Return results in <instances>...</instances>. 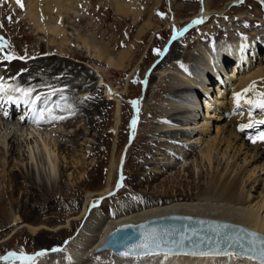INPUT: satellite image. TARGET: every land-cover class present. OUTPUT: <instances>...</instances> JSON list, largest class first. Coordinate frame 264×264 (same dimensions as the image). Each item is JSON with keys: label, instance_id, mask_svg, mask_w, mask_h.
<instances>
[{"label": "rangeland", "instance_id": "1", "mask_svg": "<svg viewBox=\"0 0 264 264\" xmlns=\"http://www.w3.org/2000/svg\"><path fill=\"white\" fill-rule=\"evenodd\" d=\"M15 1L4 0L0 4V24L3 25L0 27V36L10 42L12 51L18 57H25V59L0 60V73L4 74L3 78L12 84L28 87L30 84H23L20 80L21 76H35V78H39V81L32 83L31 86H35L37 93L40 94L49 91L46 86L50 84L43 82L45 78L51 76L53 80L54 77L62 78L64 81L62 85H64L56 88L67 86L66 95H69L71 99L74 101L84 100L85 97L77 98L83 94H87L86 97L89 96L92 99L85 100L83 104L76 103L74 115L71 116L67 112L64 115L67 117V124L63 123L64 128L67 129V132L72 130L70 131L71 135L66 133L65 138L69 137L67 140H73L72 135L75 132L80 135L74 137L76 147L69 146L67 148L70 150H60L59 162L62 173L57 176L58 181L55 179L52 187L49 188L51 192L49 194L50 201H47L49 208L38 207L36 200L28 197L20 198L14 203L17 212L23 216L27 224L43 225L47 229L33 235L28 228L14 231L13 227H9L8 224H0V257L6 256L9 252H24L32 255L54 246H63L66 241L76 237L82 224L76 221L70 228L64 229L65 223L69 216H76L80 210V208L74 209L79 198L85 196L88 191L98 193L104 186L105 176L111 164L117 106H122L119 110L123 121H120V132L117 133V137L119 136L118 165L114 172L113 194L105 198H94L92 203L95 204V207L91 209L92 213L98 210L107 217L118 216L121 211L117 210V206L119 202L123 201L134 204L137 202L135 207L143 208L144 206L151 207L153 203L160 205L173 200H187L186 198L189 197L202 198L209 195L207 198H213L214 193L210 196L209 192L206 193V188L215 184L216 177L212 180L214 175L216 176L218 173L226 175L231 171L232 163L235 161L238 165L243 164L244 156H240L239 160L237 157L236 160L234 152L232 154L230 151H226L224 156L223 152L226 147H223L224 151L222 150L223 152L220 154L219 151L212 153V156L214 157L216 154V157H214V164L209 165L202 157L204 144L202 145L201 137L202 140L213 138L218 131L217 128H222L226 124L222 121L223 118L227 122L236 117L238 113H244V106L230 109V106L227 105L231 112L226 113V109L215 112L216 115L211 119L210 136L203 134L198 129L195 133L190 132L193 143L186 147L181 145L187 139V137L181 136L182 129L187 127L185 123L194 124L196 117L199 122L200 115L204 116L202 109V112L196 117L195 114L188 116V113L175 116V120L172 118L168 120L167 117L171 113L169 104L173 103L171 106H174V104L181 105L180 103H182L184 106L183 103L187 99L194 102L195 93L193 92L181 91L175 94L171 91L172 88H183L187 85L178 80L179 76L176 72L187 73L199 83L209 74L211 68L207 69L209 65L204 58L202 48L215 49L216 53L222 43L239 39L237 41L246 46L244 61H250L245 66L244 74L249 70L251 64L255 66L256 63H259L258 61L264 59V0H240L231 5L225 15L208 16L203 24H194L193 20L194 15L196 16L206 2L211 10L219 11L232 0H136L134 3L136 6L133 5L132 9L137 14L128 19L115 15L111 0H81L76 8L82 17L77 18V21L74 20L76 24L74 28L82 30L80 33L83 37L87 34L86 37L90 35V37L93 36L96 40L105 43L115 54L126 52L129 60H126V65L122 70H116L104 62H96L87 54H83V49L78 48L77 36L72 33L73 38L69 36V39L73 40L71 44H61V39L50 43V38L45 34H38L34 29L35 26L28 19L29 0H23L24 8H20ZM121 1L132 2V0ZM204 1L205 3H203ZM53 13L51 16L47 14V17L57 15L56 11ZM160 13H163V16ZM9 16L12 17L11 21L8 20ZM245 16L248 18H242ZM147 21L151 22L150 28L145 26ZM66 25L68 26V24ZM180 30H184L183 36L174 40L173 36ZM139 32L142 33L139 34ZM74 34H77V31H74ZM256 43L263 46L257 52L251 49ZM60 46L64 50L62 53ZM157 49L161 50L163 55H158ZM99 67L100 75L103 76L101 78L104 79L105 84L97 85L94 89L95 81L99 78V74H97ZM55 70L57 71L55 72ZM230 70L231 68H229ZM219 74L222 75L224 82L218 78L215 83H220L223 86L225 84L228 91H233L234 87H238L237 76L231 87L225 74L222 71ZM12 77H16V79L10 80ZM92 78L95 80L93 85L90 83ZM113 89L118 91V98L114 96L107 101L105 95L109 90L114 94ZM161 89L164 91H160ZM191 89L196 91L194 88ZM255 91L259 90L255 89ZM196 93L199 99L201 96L208 99L202 90L196 91ZM222 94L224 95V93ZM211 95L214 97L213 101L216 100V94L212 93ZM229 97L230 94L227 98ZM133 100L139 101L138 110L131 103ZM1 110L6 111L2 107ZM206 110L207 108L205 112ZM153 112L157 115H152ZM211 115L213 116V114L209 116ZM263 115L257 109L253 111L251 118L262 119ZM161 116L162 118H160ZM133 119L137 120L135 129L131 126ZM188 119H191L190 122H186V120L189 121ZM203 121L205 120L202 118L197 127H201ZM169 126L177 129L174 136L164 137L157 133L158 130H164ZM259 127L239 132L241 142L256 137L257 132H261ZM179 128L181 131L178 130ZM42 131L45 132L44 128ZM184 132L186 133V131ZM0 141L1 148L4 141L2 137ZM191 145L194 147L192 148ZM184 148V151L188 152V149L192 151H189L191 154L188 152L186 156H190V160L186 159L187 161L184 160L183 163L181 159L184 158L182 157L184 152L179 151ZM21 157L17 160L18 164L17 168L13 169L14 172L20 170L21 173V168L24 169V165H26L25 156ZM76 161H79L77 167L74 166ZM0 163V181L7 182L9 177L6 171L9 168L7 166L6 170H3L1 157ZM255 166L254 164L248 167L249 171L245 172V176L243 175L242 178L247 193L246 203L252 200L253 202L259 201L264 190V174L262 172L257 170L254 177H249ZM69 174L72 176L71 178H69ZM121 176H123V187L118 188ZM258 176L260 178L256 181L254 178ZM64 195L66 202L63 200ZM9 213L8 209L1 211L0 219H5ZM58 227H63V229L58 232L52 231ZM69 257H71L70 253H66L61 260L54 261V263L69 264ZM82 262L88 264V258H84ZM0 264H12V262L0 260ZM16 264L19 262L17 261ZM49 264L51 263L49 262Z\"/></svg>", "mask_w": 264, "mask_h": 264}, {"label": "bare ground", "instance_id": "2", "mask_svg": "<svg viewBox=\"0 0 264 264\" xmlns=\"http://www.w3.org/2000/svg\"><path fill=\"white\" fill-rule=\"evenodd\" d=\"M239 1L240 0L229 1L219 11L211 10L209 8L208 3L206 2V4H204L202 8L198 11L196 16L194 15L193 21L197 19H203V21H205L206 17L208 16L212 17L215 15L218 16L225 15L228 12L231 5L238 3ZM80 2L81 0H29V6H28L29 9L27 14L28 19L33 23L32 25L35 26L34 29L35 31L38 32V34H45L50 38L49 41L50 43L56 42V39H61V44H65V45L71 44L73 40L69 39V36H71L72 33V35L77 36V38L76 37L75 38L77 42H79L78 48L83 49L82 50L84 51L83 54H87L88 57L92 58L94 61L96 60V62H104V64L106 63L107 65H109L110 67L116 70L117 69L122 70L126 65V60L128 59V54L126 52L115 54L108 45L96 40L95 37L93 36L90 37V35H88L89 37H86L87 34L85 37L81 36L80 31L82 32V30L78 28L79 26L77 27L78 29L74 28L76 27L74 20H76L77 18L80 19V17H82V15L79 14L80 12H78V8H76L78 6V3ZM110 2L114 8L113 11L115 15L119 17L128 19L129 17H132L133 15L137 14L136 11H133L132 9V6L134 5V3H136V0H134V2L133 0L132 2L111 0ZM203 3H205V1ZM54 11L57 12V15L55 17H50L51 15L54 14L53 13ZM47 14L50 15L49 18L47 17L48 16ZM242 18H248V17L245 16ZM40 19L43 20V22H41ZM66 24H68V26ZM145 26L146 28H150L151 22L147 21ZM72 27L74 28V30ZM146 28L144 29L146 30ZM74 31H77V34H74ZM141 33L142 32H139V34ZM237 40L234 41L233 39L232 41L222 43V46H219L220 49L216 53L214 51L215 49L213 50V49L202 48V52L205 56L204 58H206L209 65L207 69L211 68V70H209V74L205 77V79L202 82L199 83L191 75H188L187 73L184 72H179L177 70L178 72L176 73L179 76V78L177 77L178 80L185 82L187 85L185 87L183 86V88L173 86L175 87L172 88L171 90L173 93L176 94L181 91L183 92L186 91L188 93H191L194 92L191 88H194L196 91L202 90L203 94L208 96V99L211 98L210 100H208L201 96L199 99L198 94L195 91V96L193 97L194 102H190L187 99L185 103H183L185 104L184 106L182 105V103H180L181 105L174 104V106H171L173 105V103L169 104L171 107V113L168 114L167 117L168 120H171V118L175 120L174 119L175 116L186 113L189 114L188 116H192L195 114V117L197 116V114H200L202 111L204 114L203 117L200 115L201 118L199 119L200 121L202 118L203 120H205L203 121V125L201 127H197L198 125H200V121L197 122L198 120L196 119L197 117L196 118L193 117L195 118L194 124L185 123L187 127L182 129L183 131L181 132V136L187 137V139L185 140V143L182 144L180 143L181 145H183V147H186L187 145L193 143V141L191 142L192 138L190 132L195 133L197 129L201 130L200 132H203V134H206L207 136L209 134L210 136L211 124H212L211 119L214 118V116L216 115L215 112H219V110L226 109L225 112L227 113V112H231L229 111V108L230 109L234 107L237 108L235 102L236 93L242 92L243 89L248 88L250 85L253 84V82L256 83L255 89L259 91L260 90L264 91V59L258 61L259 63H256L255 66L251 64L249 70L244 74L243 72L245 66L247 63L249 64L250 61L249 62L244 61L243 57L245 56L244 51L246 49V46L244 43H241L240 41ZM62 46L64 47V45ZM62 46L59 47L61 48V53L62 51H64L62 49ZM251 46L253 47V45ZM261 47L263 46L262 45L260 46L259 44L256 43L254 44V47L251 49H253V51L256 50L257 52V50L260 51ZM229 68H231L230 71ZM240 69L243 71H241ZM56 71L57 70H55V72ZM221 71L225 74V77L231 84L230 85L231 87L233 86V82L235 80V77L237 76L236 79L239 81L238 87L236 88L234 87L233 91L231 90L228 91L227 90L228 87L225 86V84L224 87L223 85H220V83L218 84L215 83L216 79L218 80V78L220 81L222 80L221 82H224L222 75L219 74ZM100 72L101 69L99 67L97 68V74L100 75ZM3 75L4 74L0 73V77L3 78ZM99 75H98L99 78H97L96 81L94 80V78L91 79L90 83L92 85L94 81L96 82V84L94 85V89H96L97 85L105 84L104 79H102L103 76L102 75L99 76ZM51 77H47L44 79V81L43 80L42 81L50 85L54 83L52 85V87L54 88L64 85V84L62 85V83H64V81H62V78L54 77L53 80V78ZM20 80L22 81L23 84H30L31 86L32 83L38 82L39 78L37 77L35 78V76H30V75L27 76L22 75ZM14 85L17 84L14 83ZM188 85H190V87H187ZM223 87L225 89L224 92L222 90ZM113 91L115 92V93L113 92L114 94H112V92L107 91V94L105 95L107 101L110 100L111 98H114V96L115 98L116 97L118 98L119 95L118 91H116L115 89H113ZM160 91H164V90L161 89ZM212 93H214V95L216 94L215 96L216 100L214 101H213L214 97L213 95H211ZM222 93H224V95ZM228 93L230 94L229 98H227V96L229 95ZM254 94L255 92H250L247 94V97L255 98ZM13 95L19 97L18 93ZM86 96L87 94H83L82 96L79 95L77 98H83ZM70 100L73 99L70 98ZM0 103H1L0 104V121H1L0 134H2L1 137L4 140L3 146L1 145L2 149L0 148V157L3 160L2 163L3 170L5 171L6 167L8 166L9 168L8 171L9 170L11 171V172L6 171L9 177L7 182L0 181V212L5 209H8L10 211V213L5 219H0V224H4V225L8 224L9 227H13L14 231H17L21 228H28L33 235H36L39 234L42 230H45L47 228L43 225L34 226L27 224L23 219V216L17 212L14 203L18 201V199L20 198L23 199L25 197H28L30 199L31 198L34 199V201L36 200L38 207L49 208L47 203V201H50L49 194L51 192L49 188L52 187L53 182L55 181L56 178H58L57 176L58 175L60 176V173H62L61 165L59 162L60 160L59 155L61 154L60 150H66L68 149L67 147L69 146H71L72 148L76 147V140L74 137H79L80 134L78 132H75V134L73 133L74 134L72 135L73 140L72 139L67 140L69 137L67 139L65 138V136H67L66 133L70 134V131H72L70 130L67 132V129L64 128L65 126L63 123L66 122V119H64L65 121L60 120V121H53L50 123H40V124L33 123L31 105L25 104L22 98H20L18 102H9L6 97H1ZM227 105L230 107L227 108ZM207 106H209L210 108H208ZM243 106L245 110L244 113H240V114L238 113L236 117L229 119V121L227 122L225 118H223L222 121L225 122L226 124L222 128L220 127L217 128L218 131L213 138L202 140L201 137L202 145L203 144L205 145V146L203 145L202 157L204 161L206 160L209 163V165H211L215 161L214 157H216L215 156L216 154L213 157L212 153L219 151L220 154L221 152L224 151L223 147H226L225 151L223 152L224 156L228 151H230L232 154L234 152V156L236 157V160L237 157L239 160L240 156H244L242 165H238L237 161H235L234 163H232L231 171L230 172L228 171L229 173H227L226 175H221L220 173H218L216 176L214 175L212 180H214V178L216 177L215 184L210 185L208 186V188H206V193L209 192L210 196L211 194L214 193V195L212 196L213 198H207L209 195L207 197H202V198L201 197L190 198L188 196L189 198H186L187 200H173L167 203L166 202L162 203L160 205L153 203L151 207L144 206L143 208L135 207V204L137 202L134 204L133 202L129 203L123 201V202H119L117 206V210L119 212L121 211V214L118 215L117 213L118 216L107 217L104 214L100 213L98 210L92 213L91 209L93 208L92 202L94 198H99V197L105 198L109 196L110 193H113L114 177H115L114 172L116 171L118 165L117 144H118L119 136L117 137V133L120 129V124H121L120 121L122 120L119 110L122 106L121 107L117 106L118 110L116 109L117 112L114 121L116 131H115L114 144L112 146V157L110 158L111 164H110V169L107 175L105 176L103 188L100 191H98V193H93L92 191H88L85 196L79 198L80 200L77 201L76 204L74 203L75 204L74 209L80 208V210H78L76 216L73 217L69 216V218H67L64 229L70 228L72 224L76 221L81 223L82 228L78 230L79 233L76 235V237L69 241H66V243L63 246L62 245L54 246L46 250V255L42 257H38L35 264L38 263L46 264L47 262H48L47 264H49V262L51 264H55L54 261L58 262L64 257L66 253H70L71 256L69 264H83L82 260H84V258H88L89 261L88 264H258L256 261L251 260L249 258H238L237 256H227L220 258H215V257L193 258L187 256L170 257L166 255H159V256H148V257L119 258V257H115L109 251H105L102 253L97 252V249L100 246H102V244L107 239L108 235L111 232L115 231L118 227H121L122 225L128 223L137 224L151 218L164 217L170 214H185V215L201 216L216 220L228 221L264 233V190L262 192V196L260 197L261 199L259 201L253 202L252 200L251 202L246 203V198H247L246 196L247 193L245 191L246 187H244L242 180L244 173L249 171L248 167H251L254 164L256 166L254 170L251 171L252 175H250L249 177H254L256 175L257 170H259V172H262V174H264V142L257 141L254 143L252 142V140L249 139H245V141L241 142V138L239 134V132L241 131L239 130V125L247 124L250 120V117L248 115L249 106L243 105L242 102V107ZM1 107L3 109L5 108L6 111H2ZM206 108L207 110L205 112ZM60 114L66 115L67 113L64 112ZM210 114H213V116L212 115L209 116ZM152 115H157V113L153 112ZM160 118H162V116ZM262 119H264V117H262ZM188 120L189 121L186 120V122H190L191 119ZM219 120H221L220 117ZM65 124H67V122ZM259 126H260L259 127L260 131H264V125H259ZM43 128L45 132L42 131ZM251 129H246V130L249 131ZM175 130L177 129H174L173 127L169 126L164 128V130L161 129L158 130L157 133L164 137L165 136L171 137L175 135L174 134V132H176ZM178 130L181 131L180 128ZM184 131H186V133ZM258 133L259 132H257V135ZM52 138L54 139L52 140ZM184 150L185 148L182 151H179L181 153L184 152L182 154L183 155L182 157H184L185 159L182 158L181 159L182 162L186 159L187 160L189 159L190 156L186 157L187 153L189 151H192L191 149H188V152L187 150L186 151ZM189 154L191 153L189 152ZM21 156H25L26 165H24V169L23 167L21 168V173L19 172L20 170L18 171L20 173L19 174L16 171L14 172L13 169L17 168L16 167L18 164L17 160L20 159ZM193 160L195 161V159ZM76 162L74 163L75 167L79 165V161ZM19 165L21 166L23 164H19ZM71 177L72 176L69 174V178ZM259 178L260 176L255 177L254 179L258 181ZM70 194L72 195L71 192ZM191 195L193 194L191 193ZM63 200L66 202L65 195ZM55 201L56 200H54V202ZM64 205L66 204L64 203ZM62 229L63 227H58L56 228V230L52 229V231L58 232ZM54 248L61 249V251L54 252L52 251V249Z\"/></svg>", "mask_w": 264, "mask_h": 264}, {"label": "snow or ice", "instance_id": "3", "mask_svg": "<svg viewBox=\"0 0 264 264\" xmlns=\"http://www.w3.org/2000/svg\"><path fill=\"white\" fill-rule=\"evenodd\" d=\"M4 0H0V4H2ZM17 5L20 8H24L23 0H16ZM163 16V13H160ZM8 20L11 21L12 17L9 16ZM203 19H197L193 21L194 24L203 23ZM0 27H3L0 24ZM184 30L177 31L173 36V39H177L183 36ZM246 39V38H245ZM7 49V51H6ZM158 55H163L161 50H156ZM13 59H25V57H18L13 51L12 46L8 40H6L3 36H0V60H13ZM16 77L10 78V80H15ZM49 91L44 94L37 93V89L35 86L22 87L20 85H14L10 81H5L4 78L0 77V97H6L9 102H18L20 98L23 99L25 104L31 105L32 108V122L36 124L40 123H50L53 121H60L66 119L64 115L60 113L67 112L69 115L75 114L76 103L83 104L85 100L92 99V97H85L84 100L81 101H72L70 102V98L66 95L67 86L63 88H54L51 85L46 86ZM256 83L253 82L248 88H245L240 93L235 94V102L237 108L242 107L243 105L249 106L248 115L250 120L247 124H240L239 130L245 131L246 129H251L253 127L264 125V119H254L251 118L253 111L259 109L262 114H264V91H255ZM111 91V90H109ZM250 92H255V98L247 97V94ZM19 94V97L14 96L13 94ZM35 93V95H34ZM134 107H137L139 101L133 100L131 101ZM137 124V120L133 119L132 128L135 129ZM261 141L264 142V131L258 133V135L252 138V142ZM123 176H121V183L117 185V187H123ZM110 193L109 195H112ZM95 207V204L93 205ZM202 223V222H201ZM220 227L229 228L230 225H222ZM241 231H246L241 229ZM198 235V233L193 232L191 235L186 233L179 234V239L173 238V233L165 230L164 232H160L156 229H151L150 231L144 234L143 240L136 246H134L128 253H121V255H132L137 252V250H141V254L143 255H152L159 254L161 251H164V254L167 256L172 254L174 251V247H182L185 245V242L195 243L193 241V237ZM248 235L251 237V240L248 242L247 251L251 253L248 256L251 260L258 261V264H264V236H261L257 233L248 232ZM224 242L227 245V248H232L233 244H238L240 248H244L245 245L240 242L239 237H230L225 236L217 239L215 242L219 245L221 242ZM212 243L210 239H206L204 237L200 238V243ZM172 245L174 247H169ZM167 249V251H165ZM52 251H61V249H52ZM191 255H233L232 252L221 251L217 248L214 252H204V251H192L189 253ZM46 255V250L37 252L35 254L29 255L24 252H9L6 256L0 257V260L3 261H11L12 264H16L18 261L19 264H35L38 257H42ZM71 259V257H69Z\"/></svg>", "mask_w": 264, "mask_h": 264}, {"label": "water", "instance_id": "4", "mask_svg": "<svg viewBox=\"0 0 264 264\" xmlns=\"http://www.w3.org/2000/svg\"><path fill=\"white\" fill-rule=\"evenodd\" d=\"M202 222V223H201ZM230 225L229 228L220 227L222 225ZM151 229H156L160 232L165 230L173 233V238L179 239V234L186 233L191 235L193 232L198 233V235L193 237L195 243L186 241L185 245L182 247H174L169 245V247H174L172 254L167 256H187V257H227L229 255H191L192 251H204V252H214L217 248L221 251H227L234 253L231 256H237L238 258H248L251 255L248 249V242L251 237L248 232L257 233L264 236L263 233L252 230L246 226L240 224H234L228 221L216 220L212 218H206L201 216H192L185 214H170L164 217L151 218L144 222L137 224H124L118 227L115 231L111 232L105 242L97 249L98 253L105 251L111 252L115 257H148V256H159L165 255L164 251L159 254L143 255L141 250H137L136 253L132 255H121V253H128L134 246L138 245L144 237V234ZM244 229L246 231H241ZM225 236L239 237L240 242L245 245L242 249L238 244H233L232 248H227V245L222 241L219 245L216 244V240ZM204 237L210 239L212 243H200V238ZM167 251V249H165ZM256 261V260H254ZM258 263V261H256Z\"/></svg>", "mask_w": 264, "mask_h": 264}]
</instances>
